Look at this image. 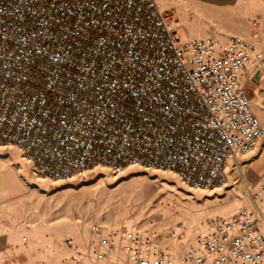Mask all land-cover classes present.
I'll return each mask as SVG.
<instances>
[{
    "label": "built area",
    "instance_id": "1",
    "mask_svg": "<svg viewBox=\"0 0 264 264\" xmlns=\"http://www.w3.org/2000/svg\"><path fill=\"white\" fill-rule=\"evenodd\" d=\"M159 2L0 0V147L54 181L137 165L196 190L243 184L249 205L209 219L181 255L159 233H126L122 264H264V175L243 171L264 144L244 82L264 56L238 36L184 39ZM90 230L98 259L118 252ZM63 245L64 264H85Z\"/></svg>",
    "mask_w": 264,
    "mask_h": 264
},
{
    "label": "rangeland",
    "instance_id": "2",
    "mask_svg": "<svg viewBox=\"0 0 264 264\" xmlns=\"http://www.w3.org/2000/svg\"><path fill=\"white\" fill-rule=\"evenodd\" d=\"M159 4L173 13L186 40L197 39L200 30L219 29V23L205 22L200 0H160ZM259 14L264 17V9ZM263 21L233 26L238 27V37L255 44L264 56ZM255 73L245 88L253 110L264 111V70ZM259 153L246 163V178L247 169L259 171L264 164L263 146ZM243 186L230 181L211 191L196 190L173 172L137 165L117 174L97 166L75 180L54 181L36 176L17 147H0V264H64L70 257L63 245L68 238L78 244L85 264H122L125 234L134 232L161 234L162 242L179 256L192 245L197 231L207 230L209 219L236 215L249 205ZM92 223L101 224L103 234L115 239L118 252L97 258ZM197 225L203 226L193 228Z\"/></svg>",
    "mask_w": 264,
    "mask_h": 264
},
{
    "label": "crops",
    "instance_id": "3",
    "mask_svg": "<svg viewBox=\"0 0 264 264\" xmlns=\"http://www.w3.org/2000/svg\"><path fill=\"white\" fill-rule=\"evenodd\" d=\"M205 6L202 7V13L205 14V22L209 23H219L220 26H217L219 29L214 31H198L200 34L196 38H211L216 40H226L231 36H237L239 33L238 27L233 25H245L248 23H262L261 10L264 9V0H200ZM162 9H166L165 6L160 4ZM259 14V15H258ZM215 18V20H209ZM214 23V24H215ZM264 23V21H263ZM189 39H193L189 37ZM257 73L253 72L248 77L245 78L244 82L248 78L251 80L255 79ZM256 81V80H255ZM254 112L261 119L264 124V111L254 107ZM264 147V144L262 145ZM262 152V147L260 153ZM259 153V155H260ZM258 155V156H259ZM254 160V159H253ZM264 175V164L256 171L252 168L247 169V178L251 181L256 182ZM201 227V226H195ZM188 230V229H185ZM183 234L186 236V232Z\"/></svg>",
    "mask_w": 264,
    "mask_h": 264
},
{
    "label": "bare ground",
    "instance_id": "4",
    "mask_svg": "<svg viewBox=\"0 0 264 264\" xmlns=\"http://www.w3.org/2000/svg\"><path fill=\"white\" fill-rule=\"evenodd\" d=\"M201 226H203V225H201ZM200 231H206V230H200Z\"/></svg>",
    "mask_w": 264,
    "mask_h": 264
}]
</instances>
